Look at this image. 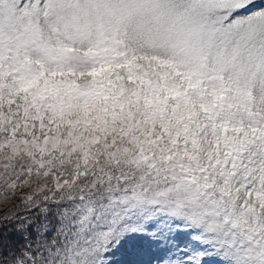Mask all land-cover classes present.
Masks as SVG:
<instances>
[{
	"label": "snow or ice",
	"instance_id": "snow-or-ice-1",
	"mask_svg": "<svg viewBox=\"0 0 264 264\" xmlns=\"http://www.w3.org/2000/svg\"><path fill=\"white\" fill-rule=\"evenodd\" d=\"M0 264H264V0H0Z\"/></svg>",
	"mask_w": 264,
	"mask_h": 264
}]
</instances>
